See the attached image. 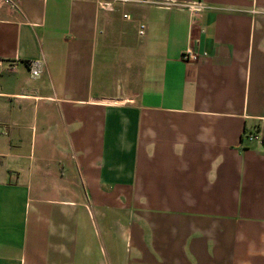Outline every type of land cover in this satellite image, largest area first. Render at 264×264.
I'll list each match as a JSON object with an SVG mask.
<instances>
[{"label": "crops", "instance_id": "crops-1", "mask_svg": "<svg viewBox=\"0 0 264 264\" xmlns=\"http://www.w3.org/2000/svg\"><path fill=\"white\" fill-rule=\"evenodd\" d=\"M0 63V264H264V0H0Z\"/></svg>", "mask_w": 264, "mask_h": 264}, {"label": "built area", "instance_id": "built-area-1", "mask_svg": "<svg viewBox=\"0 0 264 264\" xmlns=\"http://www.w3.org/2000/svg\"><path fill=\"white\" fill-rule=\"evenodd\" d=\"M97 3L98 7L102 11L107 12H115L121 7H125L127 5H130L132 3L138 2V0H93ZM189 8L195 11V13H202L205 10V6L202 3H196L189 5ZM124 18L129 20L131 19V16L129 14H124ZM146 31V26L141 24L139 29L140 36H144ZM198 55L193 50L192 47L188 48L187 51L184 54L185 60H197ZM2 64L0 63V71H1ZM29 71L31 74V77L33 79H38L41 77L44 71V64L41 61H35L29 63ZM245 138L250 141H263V136L261 134H245Z\"/></svg>", "mask_w": 264, "mask_h": 264}]
</instances>
